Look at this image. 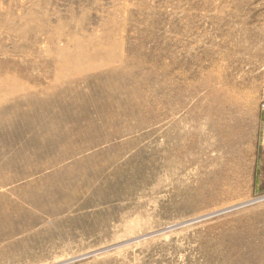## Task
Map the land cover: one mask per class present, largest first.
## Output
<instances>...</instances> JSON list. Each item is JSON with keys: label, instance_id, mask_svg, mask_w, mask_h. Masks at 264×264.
Wrapping results in <instances>:
<instances>
[{"label": "rangeland", "instance_id": "1", "mask_svg": "<svg viewBox=\"0 0 264 264\" xmlns=\"http://www.w3.org/2000/svg\"><path fill=\"white\" fill-rule=\"evenodd\" d=\"M263 102L264 0H0V264H264Z\"/></svg>", "mask_w": 264, "mask_h": 264}, {"label": "crops", "instance_id": "2", "mask_svg": "<svg viewBox=\"0 0 264 264\" xmlns=\"http://www.w3.org/2000/svg\"><path fill=\"white\" fill-rule=\"evenodd\" d=\"M244 111L245 110H240L239 113L241 116L245 113ZM251 113L252 116L248 123L250 124V127H252L255 130L254 134L256 137V141H258L261 144V146H263L264 148V109L261 107V109H255ZM262 166H264V160H262L261 162L258 161L257 169H256L257 174L255 177L256 178L255 180L257 182L264 180V170L262 169Z\"/></svg>", "mask_w": 264, "mask_h": 264}, {"label": "built area", "instance_id": "3", "mask_svg": "<svg viewBox=\"0 0 264 264\" xmlns=\"http://www.w3.org/2000/svg\"><path fill=\"white\" fill-rule=\"evenodd\" d=\"M261 107L264 109V102L261 104Z\"/></svg>", "mask_w": 264, "mask_h": 264}, {"label": "bare ground", "instance_id": "4", "mask_svg": "<svg viewBox=\"0 0 264 264\" xmlns=\"http://www.w3.org/2000/svg\"><path fill=\"white\" fill-rule=\"evenodd\" d=\"M170 227V226H169Z\"/></svg>", "mask_w": 264, "mask_h": 264}]
</instances>
